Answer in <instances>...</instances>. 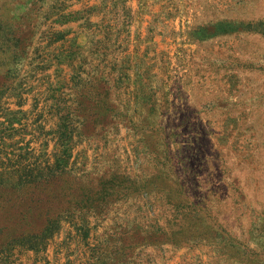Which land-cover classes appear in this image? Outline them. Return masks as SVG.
<instances>
[{"label":"rangeland","instance_id":"1","mask_svg":"<svg viewBox=\"0 0 264 264\" xmlns=\"http://www.w3.org/2000/svg\"><path fill=\"white\" fill-rule=\"evenodd\" d=\"M0 264H264V0H0Z\"/></svg>","mask_w":264,"mask_h":264}]
</instances>
